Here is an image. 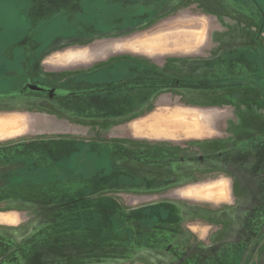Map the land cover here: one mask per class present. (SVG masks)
I'll return each instance as SVG.
<instances>
[{
    "label": "rangeland",
    "instance_id": "1",
    "mask_svg": "<svg viewBox=\"0 0 264 264\" xmlns=\"http://www.w3.org/2000/svg\"><path fill=\"white\" fill-rule=\"evenodd\" d=\"M242 2L241 0H216L212 6L208 4L203 6L202 0H0V112L27 110L34 112V114L29 113L34 116L40 115L44 117L45 114L51 113L59 119L64 116L62 108L72 109L78 103L82 109H89L91 105L97 103L99 98L101 101L97 104L99 108L101 107L100 111L102 110L104 115L107 113L105 110L111 114L112 108V111H114L112 114L115 115L114 117H82L79 113H76V117H74L72 113H67L69 121H73L72 126H66L63 123L59 125L55 121L53 125L51 124V127L54 128L51 132H44V125L47 124H42V127L39 126L37 132L0 142L7 144L19 141H35L36 144L37 142L48 141L44 149L39 146L33 150V154L49 151V158L40 154L35 160L33 159V163L32 160L21 158L19 155H13L12 158H8L10 160L0 157V211L18 210L23 212V216L26 219L25 223H32L27 228L29 232L34 226L39 227L33 238L31 237L27 240H24L25 233L21 231L0 228V264H264V230L257 234V239L254 237L250 238L247 235L245 239L242 238L241 241L244 244L242 248H244L245 256L238 263L236 261L202 262L200 257L197 256V252H200L201 249L189 248L187 250L184 246L177 248L179 251L177 252L175 246H172L173 238L167 239L166 243H164L158 235L155 238L152 234L153 237L147 239L146 232L140 231L137 236V229L135 228L133 229L136 231L131 230L130 234L126 231L124 238L118 237L117 233H115L114 235L120 241L106 240L105 235V238H102L105 239L102 241L103 247L100 244L92 248L90 246L86 247L88 244L94 245L89 242V238L82 243L81 241H73L72 238H59L57 223L60 221L59 215L63 213L64 206L69 203L73 205V202L75 203L76 201L78 206L87 205L84 204V200L76 199L80 198L77 195H81L85 185L95 186V191L98 192L96 195L99 198L97 203L99 208L103 209L105 213L103 223L110 220L108 217L109 212L107 213L109 210L105 208L110 207V212L118 210L119 214L117 216L133 226H135L136 219L139 217L133 212L139 210V207H152L157 204L172 207V201H177L178 199L189 200V203L213 205V202L195 201L180 198L177 195L192 199L222 201L228 198V187L226 182L215 181L209 184L180 189L176 192L177 195H174L172 191H169L168 182H164L165 179L163 177L162 185L158 186L156 190L152 188L154 190L152 192L153 190L147 187H153L152 180L154 177H152V174H148L147 179H144V186H138L141 183L131 181L126 183L129 186L121 190L119 187L118 189L116 188L121 183L118 184L115 181L113 186L116 190H114L113 196H109L108 193L103 192L105 183H107V178L105 177H99L94 182L57 177L50 170L53 169L57 173V170H65V164L67 163L64 162L70 161L71 165H73L76 160L79 161L80 158H83L78 153L80 151L79 147L84 144L87 145L88 142L71 140L73 138L97 140L98 145H95L93 141V144L88 146L89 148H94L90 153L91 157L95 156L94 151L98 146H105L106 149L114 147L117 150V147H119L118 143H120L118 137L121 136L120 131L122 129L120 124L128 118L123 119L121 116H116L121 115L122 112L124 114L129 112L131 115L136 114L134 113L135 102L131 103L130 107H127L126 101L128 98L125 97L126 101L123 105L120 103L119 107L115 105L113 107L109 102L112 94H110L109 98L96 95L90 96L92 97L91 100H88L90 97L80 100H58L48 97L47 93L28 90V86L21 92L26 82L41 83L49 86L45 82L48 80L51 85L58 86L65 74H67L69 83L76 85L77 88H80V86L98 90L103 87L112 88L113 84L120 82L119 80L123 74L120 64L116 65V67L113 66L116 64L114 57L127 55L126 51H129V49L116 51L114 48L115 44L118 41L129 40L137 34H150L156 30L172 29V23H177V20L180 22L182 18L193 17L196 21L202 18L205 20L206 26L200 24L187 26L186 22H183V26L174 28L188 29L198 33L204 27L205 39L203 44L208 46H217L223 42L231 41L232 37L230 36H235L236 33L241 32L243 35H247V30L255 32L256 28L253 21L247 24L245 21H239L235 17L245 13L244 18L250 19L249 14L243 9L244 4ZM256 2L258 3L257 11L255 10L252 16L257 21L258 57L262 59L260 66L262 70H260L264 74V0H257ZM203 7L206 8V13H210L205 14L202 10ZM247 8L249 9V7ZM160 35L162 36L163 34L158 36ZM149 39L151 40L150 42ZM155 41L154 36L144 40L148 51H170V49L164 48L154 49ZM76 49L87 50L89 56L84 61L75 64L69 63L68 61H76L85 57V51L71 52ZM107 67L111 68L107 70ZM143 67L150 70L148 64ZM146 72L148 74L149 71L146 70ZM125 73H127L126 70ZM93 74H98V76L94 75L91 78ZM74 75L78 76L74 79ZM4 78L14 83L13 85L17 90L10 94H3V90H10V84L6 85ZM145 78L147 82L153 79V77L149 78V76ZM106 79H113L112 82L114 83H109ZM260 79L261 77H257V81H254L258 93H264V80ZM251 89L253 91L254 88L252 87ZM106 93L108 94L107 91ZM176 93L178 94V92ZM148 96L143 94L138 100L140 106L145 104V115L161 106L157 101H151L149 104ZM171 97L173 99L162 104L163 107L175 106L178 103L179 95ZM167 98H169V95ZM212 101L214 100L207 101L204 104L218 103L217 100H215L216 102ZM246 105L243 103V106ZM222 109L225 115L220 119L219 124L217 123V129L213 131L211 136L220 137L222 135L228 137L230 135L227 128L228 124L232 123V121H237L233 106L228 105L222 107ZM80 113L82 114L83 112L81 111ZM98 113L101 114V112ZM184 113H181L183 116L178 117L163 116L162 111L159 110L157 117L153 116L146 119L148 126L146 128L151 130L134 133L141 136L140 138L130 134L131 144L141 142L143 139H145L143 141L147 145L152 142H162L169 145L171 142L175 143V141H179L175 144H185L187 140H182L178 136H187V134L182 133L179 135L175 131V127L185 124L183 123L186 120ZM164 119L174 121V125L169 129L156 125L157 128L155 126L156 122ZM153 124L156 128H152ZM60 127L61 130L64 127L70 128L69 137L71 139L64 140V136L58 133ZM74 146L75 148L78 147L79 151H74ZM107 157L111 158L110 155ZM166 159L161 161H166ZM23 160H28L29 162L27 169H17L7 173L8 165L12 163L20 164ZM86 161L90 162V157ZM234 170H236L235 167L231 171ZM254 170H256L254 166H250L249 170L242 176V179L248 178V181H252L251 185L255 187L253 190H257L254 192L259 194L264 187V182L259 176L256 179V173L252 172ZM258 170L264 173V160L258 166ZM119 173L121 174L120 171L113 172L110 178L115 175L120 177ZM1 174L6 175L1 176ZM167 180H169L168 176ZM253 180L254 182L256 180V183ZM222 182L226 184V191H224L225 194L223 192L220 195L214 188ZM233 185L235 190L239 189L237 180ZM103 195H108L110 198L108 202L106 199L101 198ZM46 196L50 197L49 200L52 201L42 204L34 203L31 200ZM73 196L77 197L74 198ZM233 201L234 198L230 203L232 204ZM188 202L187 204L189 205ZM238 202L247 209L255 202H263L264 208V198H241L238 199ZM218 204L216 203L215 205ZM66 217L69 218L68 215ZM262 218H264V213ZM12 220L14 219L12 218ZM176 220L177 216L171 215L168 224H170L169 222L175 223ZM178 220L180 219L178 218ZM180 226L185 227L186 225L182 222ZM103 228H106V224H102L99 230ZM110 235L112 236V232H110ZM168 235L170 236V234ZM94 241L92 240V242ZM192 241H198V239L195 238ZM83 244L87 245L82 246ZM238 248V246L234 247L232 253H235ZM206 252L210 257H214L212 252Z\"/></svg>",
    "mask_w": 264,
    "mask_h": 264
},
{
    "label": "crops",
    "instance_id": "2",
    "mask_svg": "<svg viewBox=\"0 0 264 264\" xmlns=\"http://www.w3.org/2000/svg\"><path fill=\"white\" fill-rule=\"evenodd\" d=\"M215 1L202 0V5L208 4L212 6ZM241 1L244 4L243 9L249 14L250 19L244 18L245 13L235 17L239 21H245L247 24L253 21L256 28L255 32L247 30L248 36L240 32L236 33L235 36H230L232 37L231 41L223 42L217 46H208L203 44L205 39L204 27L198 33L188 29L174 28L183 26V22H186L187 26L198 24L206 26L203 18L196 21L193 17H186L180 19V22L177 20V23H172V29L166 28L161 31L156 30L150 34H137L129 40L118 41L115 44L114 48L116 51L129 49V51H126L127 55L114 57L115 63L120 64L127 71V73L123 72L122 74L121 86L117 90L118 97L120 96L123 104L126 101V99L123 100L124 97L128 98L126 101L127 107H130V104L135 102L134 113L136 114L131 115L129 112L127 114L122 112L121 115L116 116H121L123 119L128 118L120 124L122 127L121 136L118 137L120 140L118 146L120 148L117 147V150H115L114 147L106 149L105 146H95L97 147L94 151L95 156H90V162L86 161L89 157L86 160V157H83L79 162L73 164V167L86 168V173L92 172L94 175L90 174L91 177L88 176V178L84 176L70 178L94 182L98 178L95 173L98 170H102L107 175L105 177L107 178L106 181L108 183L113 181L118 182V184L121 183L116 188L118 189L119 187L122 190L129 186L126 183L131 181H137V183H141L138 186H144V179H147L148 174H152V177H154L152 180L153 187H147L148 189L154 188L156 190L158 186L162 185L164 177V182H168V189L174 195H177L176 192L183 188L209 184L215 181L226 182L228 198L225 200L192 199L177 195L180 198L213 202L214 204L189 203V200L178 199L180 201H172L173 206L168 209L171 215L177 216L175 223L164 224L163 220H160L153 227L140 228L137 226V236L142 231L146 232L147 239L152 238V234L155 238L158 235L164 243H166L167 239L173 238L172 246H175L176 249L184 246L187 250L189 248L201 249L200 252H197V256L200 257L202 262H227L228 260L236 261L237 263L241 262L242 257L245 256L244 248H242L244 245L241 241L242 238L245 239L247 235L250 238L254 237L257 239V234L264 230V218L261 219L264 213L263 202H255L249 209L245 208L244 205L242 207L239 204L240 202H238V199L241 198H264V187L262 188L261 186L262 189L257 194L254 192L257 190H253L255 187L251 185L252 181H248V178L242 179L249 167L254 166L256 170L252 172L256 173V179L259 176L264 182V173L258 170V166L264 160V93H258L254 81L257 77H261L260 80H264V74H262V67H260L262 59L258 57L257 21L252 16V13L255 10L257 11L258 3L256 2L257 0ZM245 6L249 7V9L245 8ZM202 10L205 14L210 13H206V8L204 7ZM209 10L211 9L209 8ZM170 31L190 32L189 43L187 45L173 46L170 51L158 50L151 52L147 50L144 44L146 38L154 36V39L159 40L161 37V35L158 36L159 34H165ZM76 51L85 50L76 49L71 52ZM88 56L86 50L83 59L68 62L75 64L86 60ZM146 64H148L150 70L143 67ZM146 70L149 71L148 74ZM146 76H149V78L153 77V79L147 82ZM136 78L140 80L136 81ZM252 87L255 89H253L254 92L251 89ZM143 94L149 95V104L151 101H157L161 105L154 110L156 111L155 113H152L154 112L152 111L145 115V104L140 106L138 101ZM168 95L169 98H167ZM175 95L180 97L175 106H162L165 102L172 100L171 96ZM210 100H214L212 102L217 100L218 103L204 104ZM243 103L247 105L243 106ZM228 105L233 106L235 115H237V121H232L227 126L230 135L228 137L222 135L220 137L211 136L213 131L217 129V123L219 124L220 119L225 115L222 107ZM62 109L64 116L59 119L48 114H45L44 117L40 115L34 116L26 110H23L25 112H0V124H6L5 131L0 133V142L37 132L39 126L42 127V124H47L44 125V132H51L54 130V128H51V124L53 125L55 121L59 125L64 123L66 126H72L73 121H69L67 113H72L74 117H76V113H79L82 117L115 116L112 114L114 112L112 108L111 114L105 110L107 113L104 115V112L100 111L101 107L91 108L92 111H90V108L82 109L78 103L72 109ZM159 110L162 111L163 116L170 115L172 117L183 116L181 113L185 112L184 117L186 120L184 122L186 125L184 128L182 126L175 127L177 134H187V136L177 135L178 138L187 140L185 144H175L179 142L175 141V143L171 142L169 145L162 142H152L147 145L143 141L145 139H143L141 142L132 145L130 134L140 138L141 136L134 133L151 130L146 128L148 127L146 119L153 116L157 117ZM81 111L83 112L82 114L80 113ZM89 111L92 113L89 114ZM98 112H101V114ZM164 112L166 113L164 114ZM131 118L132 120H130ZM154 127L153 124L152 128ZM69 129V127H64L63 130H61V127L59 128L58 133L64 136V140L71 139L69 137ZM71 140L88 142L84 146L89 149L90 153L92 149L94 150V148L88 147L93 144L94 139L73 138ZM94 142L95 145H98L97 140ZM77 148L74 146V151H78ZM108 155L111 158H108ZM163 159H166V161H161ZM234 167L236 170L231 171ZM115 171L121 172V174L119 173L120 177L115 175L110 178V175ZM167 176L169 180H167ZM236 180L239 187L238 190H235L233 185ZM254 183H256V180ZM116 188L114 186L105 187L103 192L113 196ZM233 198L234 201L231 204L230 202ZM216 203L219 204L215 205ZM23 214V212L18 210L0 211V228L21 231L25 233L24 240L33 238L39 227L34 226L29 232L27 228L32 223L26 224ZM140 218L141 216L139 215L138 219ZM182 222L186 225L185 227L183 226L184 228L180 226ZM127 226L133 225L128 223ZM195 238L198 241H192ZM236 246L239 248L235 250V253H232ZM176 251L179 252L178 249ZM206 251L212 252L214 257H210Z\"/></svg>",
    "mask_w": 264,
    "mask_h": 264
},
{
    "label": "trees",
    "instance_id": "3",
    "mask_svg": "<svg viewBox=\"0 0 264 264\" xmlns=\"http://www.w3.org/2000/svg\"><path fill=\"white\" fill-rule=\"evenodd\" d=\"M4 83L6 82V85L10 84V90H3L2 92H4L3 94H10L13 93L14 90H17L16 87H14V83H11L10 80L8 79H3ZM12 88V89H11ZM1 92V91H0ZM85 145V144H84ZM84 145H82L81 150L78 152L80 155H82V157H90V151H88L89 149L87 147H85ZM78 149V148H77ZM82 158L79 159V161ZM76 160L75 163L79 162ZM67 163L65 164V170H57V173L55 171L50 170L51 173H54L55 175H57V177H62L64 179L66 178H75V177H85L88 178V176L91 177V175H94V173L92 172H87V170L79 168V167H73V165H71L70 161L64 162ZM54 169V170H55ZM91 174V175H90ZM97 177H106V173L103 172L102 170H98L97 173ZM115 181L110 182L108 184L105 183V187H111L113 186ZM112 184V185H111ZM96 188H94V186L91 185H85L83 187L82 193L81 195H77L80 196V198H76V199H80V200H84V206H78L76 204V202H73V205H70V203L68 205H65L64 209H63V213L60 216V221H58L57 226H58V234H60V236H58L59 238L62 237V239H66V238H72L73 241H81L82 242H86L87 238H89V242L93 243L92 244H83L82 246H90L91 248L93 246L99 245L103 247L102 241L105 239L104 236L106 235V240L107 239H111V240H116V241H120L119 238H117V236H115L114 234L117 233L118 237L120 238H124L126 236V231H128V233L130 234L131 230L136 231L135 229H137V226L140 228L143 227H153L154 224L160 220H163L164 224H168V220L169 217L171 216V214L169 213V207L167 205L163 206L162 204L159 205H154L152 207H143L140 208L139 210H135L133 213L137 214L141 216L140 219H136V224L135 226H127V222L121 220L117 215L119 214V211L117 210L116 212H110L111 208L110 207H105L107 210V213L109 212V222H105L103 223V219L105 216V213L103 212V209L99 208L98 203H97V199H99L96 195H97V191H95ZM77 196H73L74 198ZM66 198V197H65ZM101 198L106 199V201L108 202V199H110L108 197V195H103ZM50 197L46 196L44 198H34L31 199L33 200V202L35 203H49L52 200H49ZM71 215L69 218H67L66 216ZM72 218V219H71ZM170 223V222H169ZM102 224H106V228H103L102 230H99L102 227ZM56 226V227H57ZM72 226V227H71ZM108 226V227H107ZM110 226V227H109ZM135 228V229H133ZM110 230V231H109ZM109 231V232H108ZM110 232H112V236L110 235ZM72 233V234H71ZM68 235V236H67ZM71 235V236H70ZM128 235V234H127ZM70 236V237H69ZM109 236V237H108ZM92 240H95L94 242H92ZM95 242H98L95 244ZM64 243V242H63ZM92 245V246H91ZM229 261V260H228ZM227 261V262H228ZM232 261V260H230Z\"/></svg>",
    "mask_w": 264,
    "mask_h": 264
},
{
    "label": "flooded vegetation",
    "instance_id": "4",
    "mask_svg": "<svg viewBox=\"0 0 264 264\" xmlns=\"http://www.w3.org/2000/svg\"><path fill=\"white\" fill-rule=\"evenodd\" d=\"M116 65L118 64H114L113 66L116 67ZM111 66V67H113ZM111 67H107L106 69L109 70ZM106 70V71H107ZM123 72L125 73V70L124 68H122ZM96 75L98 76V74H93L91 76V78ZM78 76V75H74V79L75 77ZM67 75H64L61 83L58 85V86H54V85H51L49 83V81H45L47 84H49V86H45L44 84H38V83H32V82H26L25 83V86L23 87L22 91L23 92L25 90V87L28 86V90H32V91H36L38 93H47L48 97H52L54 99H58V100H64V99H68V100H72V99H84V98H89L90 96H100V97H106V98H109L110 97V94H112V97H111V100L109 101L111 103V105L114 107L115 106H119V104H123L121 101L122 99L120 98V96L118 97V88L121 86L120 85V82L122 81V76L120 78V82L119 83H116V84H113L114 86L112 88H108V87H103L101 88L100 90L98 89H91V88H87L85 86H80V88H77L76 85H72L69 83V80L67 79ZM87 78V77H86ZM68 80V82H67ZM136 81L137 80H140V79H135ZM107 82L109 83H114L112 82L113 79H109L107 80ZM75 82V81H74ZM36 85L38 86L39 88L41 89H32V88H29V85ZM106 91L108 92V94L106 93ZM19 92V91H18ZM90 97L88 100H91ZM125 99V97H124ZM123 99V100H124ZM99 101H101L99 98L97 100V103H99ZM119 102V103H118ZM95 104V105H91L90 109L92 108H96L98 106V104ZM118 103V104H117ZM92 109L90 111H92ZM27 111V110H26ZM89 111V114H91L92 112ZM30 112V111H28ZM31 114H34V112H31ZM48 115H52L51 113H47ZM92 117V116H90ZM62 124V123H61ZM64 124V123H63ZM50 127H48L49 129ZM53 128V127H51ZM48 144V141H42V143H36L35 144V141H19V142H11V143H0V157H3V158H9V157H13V155H19V157L21 158H25V159H28V160H32V163H33V159L35 160L37 158L38 155H42L43 157H47L49 158V151H42L40 154H36L34 153L33 154V150L35 148H38L39 146L40 147H43V149L45 148V146H47ZM47 152V153H46ZM28 160H23V162H21L20 164L18 163H12L10 165H8V170H7V173H10L12 172L13 170H17V169H27L28 168V165H29V162ZM26 162V163H25ZM32 165V164H31ZM6 172V171H5ZM6 174H1V176H5Z\"/></svg>",
    "mask_w": 264,
    "mask_h": 264
},
{
    "label": "bare ground",
    "instance_id": "5",
    "mask_svg": "<svg viewBox=\"0 0 264 264\" xmlns=\"http://www.w3.org/2000/svg\"><path fill=\"white\" fill-rule=\"evenodd\" d=\"M152 37V36H151ZM200 38V36H199ZM142 41V40H141ZM151 40L149 39V42ZM190 41V32H186V31H182V32H170L168 34H163L159 40H156L154 42V49H171L173 46H178L181 44L187 45ZM148 43V42H147ZM150 44V43H149ZM153 44V43H151ZM194 44V43H193ZM192 44V45H193ZM145 47H147V45H145ZM161 116V115H160ZM162 118V117H161ZM19 120V119H18ZM19 122V121H18ZM174 121L172 120H166L164 119L163 121H157L155 126H159L162 127L164 129H169L171 128V126L174 125L173 123ZM178 123V122H177ZM183 123H185L183 121ZM159 124V125H158ZM8 125V124H7ZM186 124H180V126L184 127ZM9 126V125H8ZM5 127L6 124H0V133L5 131ZM13 128V127H11ZM19 128V127H18ZM216 188H214V190L218 193H223L224 191H226V184L225 183H219L217 184V186H215ZM205 192V191H204ZM225 194V192H224ZM201 195V194H200ZM223 196V195H222Z\"/></svg>",
    "mask_w": 264,
    "mask_h": 264
},
{
    "label": "water",
    "instance_id": "6",
    "mask_svg": "<svg viewBox=\"0 0 264 264\" xmlns=\"http://www.w3.org/2000/svg\"><path fill=\"white\" fill-rule=\"evenodd\" d=\"M29 88H32V89H41V88H39L38 86H36V85H29Z\"/></svg>",
    "mask_w": 264,
    "mask_h": 264
}]
</instances>
